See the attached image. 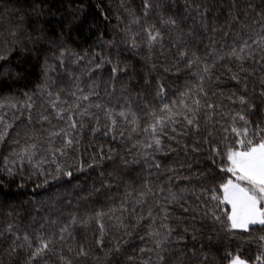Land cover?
<instances>
[{
  "label": "trees",
  "instance_id": "16d2710c",
  "mask_svg": "<svg viewBox=\"0 0 264 264\" xmlns=\"http://www.w3.org/2000/svg\"><path fill=\"white\" fill-rule=\"evenodd\" d=\"M148 2L0 0V264L41 239L39 264L264 255V229L228 231L230 205L211 199L232 178L237 115L264 127V0Z\"/></svg>",
  "mask_w": 264,
  "mask_h": 264
},
{
  "label": "snow or ice",
  "instance_id": "6c2138e0",
  "mask_svg": "<svg viewBox=\"0 0 264 264\" xmlns=\"http://www.w3.org/2000/svg\"><path fill=\"white\" fill-rule=\"evenodd\" d=\"M144 7L145 9L151 8V4H149L148 0H144ZM135 22H138V20ZM164 23L175 25L176 20L168 19L164 21ZM145 32L148 37L147 46L149 49L157 44L162 45L163 36L159 30H154L153 27L146 28ZM132 46L136 47V44L133 43ZM245 47H247L246 44ZM241 51H244V49L242 48ZM63 54L62 52L61 55ZM179 55L183 58L187 56L188 53L186 51H181ZM230 55L238 56L235 49ZM5 58L4 56H0V60ZM80 59H83V57ZM97 67H99V65H97ZM205 71L207 72L208 69L205 68ZM113 72H116L115 68H113ZM233 78L235 79V77ZM163 92L164 88L161 85L158 94L163 95ZM261 96H264V91L261 92ZM87 98V96L84 97V99ZM239 102L241 104H248L244 96L239 97ZM197 103L199 102L197 101ZM164 109L170 111L168 105H165ZM249 109L251 114H255V105H249ZM120 115L123 116L124 113L121 112ZM236 118L243 121L244 126L242 129H237L235 127L231 129L237 139L235 140V145L227 149L226 159L229 166L222 169L223 171L231 173L232 178L220 184L219 187L222 190V194L214 195L211 199L218 202L217 207H219L220 204L230 205V210H226L228 231L240 230L249 232L250 228L253 226H259L261 229H264V127H261V125L257 123L253 128L252 121L248 119L247 115L238 114ZM2 120L3 118L0 117V122H2ZM114 123L115 121H113V124ZM187 123L193 125L194 121L192 119H187ZM162 124V119L157 120L156 124L151 125L152 131L155 132L157 126ZM70 126L75 128L76 121L72 120ZM8 127L10 126L6 125L4 130L0 132V142L7 136ZM67 143L71 144L72 141L68 140ZM155 144L159 146L160 140L156 139ZM150 146L151 145H149V147ZM217 153L219 154L218 150ZM68 175H70V173H68ZM212 215L216 220L220 219L219 216H216L215 212H212ZM101 228H103V225H101ZM10 230L11 227L9 226V231ZM62 231H67V229L65 228ZM169 231H171V229H169ZM0 235L3 234L0 233ZM61 239H63V237H61ZM260 239L264 240V236H261ZM24 241L27 243L28 248H32V244L27 236L24 237ZM51 243L50 240L41 239L39 244L27 256L26 264H32L33 261L39 264V261L45 257L48 252L52 251L50 247ZM99 243H102V241H99ZM24 246V244H21L19 247L23 248ZM142 251L144 250L142 249ZM15 252L16 248L13 247L10 254H14ZM81 254L87 255V253L84 252H81ZM160 259L163 260L164 257L161 256ZM205 259H207V257H205ZM226 264H249V262L242 258L239 252L235 254L229 252L226 258ZM253 264H264V255L257 256Z\"/></svg>",
  "mask_w": 264,
  "mask_h": 264
}]
</instances>
